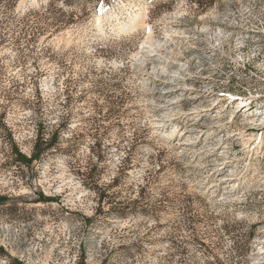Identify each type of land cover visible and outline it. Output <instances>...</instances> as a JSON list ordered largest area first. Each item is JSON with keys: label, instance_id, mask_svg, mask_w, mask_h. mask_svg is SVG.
<instances>
[{"label": "rangeland", "instance_id": "rangeland-1", "mask_svg": "<svg viewBox=\"0 0 264 264\" xmlns=\"http://www.w3.org/2000/svg\"><path fill=\"white\" fill-rule=\"evenodd\" d=\"M49 1L0 3V264H264V0Z\"/></svg>", "mask_w": 264, "mask_h": 264}, {"label": "trees", "instance_id": "trees-1", "mask_svg": "<svg viewBox=\"0 0 264 264\" xmlns=\"http://www.w3.org/2000/svg\"><path fill=\"white\" fill-rule=\"evenodd\" d=\"M18 0H0V3L3 2L4 4H8L10 6H14L17 3ZM57 1H61V3L65 5H74L77 4L79 0H50L49 4L55 3ZM86 2H90L93 8H96L100 3H106L108 0H84ZM40 125L37 129L36 138L34 141V145L32 148V151L29 155H26L23 153L18 146L12 141L10 142V157H9V164H20V165H26L29 166L34 160H37L40 158L41 154L52 148L56 142L57 137V131H53L49 141L44 137L43 132L40 129ZM9 136L11 137V131L9 132ZM95 145L98 148V143L95 141ZM99 157L98 155L96 156ZM90 172L92 173V166L89 167V171L87 172V177H91ZM116 181V178L113 179V182ZM99 201L103 198H101V194L98 195ZM4 200V196L0 195V205L2 204V201ZM126 214V213H123Z\"/></svg>", "mask_w": 264, "mask_h": 264}, {"label": "bare ground", "instance_id": "bare-ground-1", "mask_svg": "<svg viewBox=\"0 0 264 264\" xmlns=\"http://www.w3.org/2000/svg\"><path fill=\"white\" fill-rule=\"evenodd\" d=\"M145 53H147V52H145ZM147 56V55H146ZM150 56V55H149ZM157 59V58H156ZM151 68H152V70H154V69H156L157 68V65H155V64H153L152 66H151ZM161 69V68H160ZM155 71V70H154ZM152 74V73H151ZM156 76V75H155ZM157 77V76H156ZM161 78V77H160ZM152 79V78H151ZM155 80H157L156 78H155Z\"/></svg>", "mask_w": 264, "mask_h": 264}]
</instances>
